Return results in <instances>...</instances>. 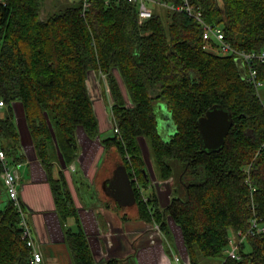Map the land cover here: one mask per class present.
I'll return each instance as SVG.
<instances>
[{"label": "trees", "instance_id": "16d2710c", "mask_svg": "<svg viewBox=\"0 0 264 264\" xmlns=\"http://www.w3.org/2000/svg\"><path fill=\"white\" fill-rule=\"evenodd\" d=\"M161 1L175 6L182 2ZM45 2L0 4V100L7 108L0 117V146L6 156L19 161L15 103L22 106L36 156L47 170L55 146L65 163L63 148L72 157L77 129L96 137L86 80L89 72L98 71L107 80L118 130L104 146L114 147L125 166L141 219L157 224L165 237L168 217L181 231L189 264L221 257L220 264H264V234L247 238L238 260L225 254L229 238L248 226L247 178L264 224V108L239 74L237 60L203 50L201 27L184 13L158 4L151 18L139 24L137 6L125 0H88L84 17L82 0H72L42 20ZM190 4L207 24L221 27L233 48L264 50V0ZM254 69L264 98V63L257 62ZM160 102L175 126L168 140L157 132L155 105ZM214 107L230 114L232 127L220 150L202 151L197 120ZM139 139L147 142L160 181L172 178L170 160L191 172L201 166L203 181L184 185V197L171 198L161 210L154 198L144 201L140 189L148 178ZM52 189L61 217L73 216L69 193L58 182ZM19 220L10 201L0 209V264H31ZM65 243L73 264H95L81 231L67 230ZM103 264L120 263L110 259Z\"/></svg>", "mask_w": 264, "mask_h": 264}, {"label": "crops", "instance_id": "0c3cea01", "mask_svg": "<svg viewBox=\"0 0 264 264\" xmlns=\"http://www.w3.org/2000/svg\"><path fill=\"white\" fill-rule=\"evenodd\" d=\"M237 68L244 77L247 71L241 61H237ZM86 84L97 120V136L89 138L81 128L77 129L72 157H69L70 150L63 148L65 163L55 146V158L48 170L36 156L22 106L12 105L20 138L19 161H16L21 164L16 170L19 199L31 238L40 246L43 264H73L65 243L67 230H79L84 234L95 264L110 259H116L120 264H186L188 255L181 231L168 217H165V237L162 240L157 237V242L151 244L149 235L153 224L141 219L135 204L123 207L113 199L114 189L110 184L115 181V169L122 165L116 149L104 146V141L113 132V100L107 80L100 72H89ZM4 112L7 113V108ZM170 128L165 129L169 133L167 137L171 136ZM140 140L138 145L148 178L143 190L150 191L148 197L154 198L161 210L173 198L170 186L169 190L165 187L174 180L160 181L149 146L144 140L147 160ZM53 182L61 184L69 193L73 216L63 218L59 214L52 192ZM0 196H5L8 204L1 178Z\"/></svg>", "mask_w": 264, "mask_h": 264}, {"label": "built area", "instance_id": "2783aa9c", "mask_svg": "<svg viewBox=\"0 0 264 264\" xmlns=\"http://www.w3.org/2000/svg\"><path fill=\"white\" fill-rule=\"evenodd\" d=\"M107 4L111 1H119V0H104ZM127 3L134 4L137 6V15L138 22L141 24L142 22L148 20L152 16V9L147 6V3L158 4L162 7L168 8L170 10H174L177 12H182L188 17L192 18L202 29V43L203 50L207 52H216L215 54L220 56H232L235 60L241 61L244 65L247 73L243 77L249 84L254 88L255 94L264 108V98L262 96V88L263 82L257 80L256 71L254 69V65L257 62L264 63V50L256 52V51H244L233 48L226 40L224 33L219 26H213L207 24L202 16V13L195 9L191 4L190 0H182L181 4L175 6L171 4L163 3L161 0H125ZM4 0H0V4H3ZM82 11L81 15L84 17L85 11L89 7L88 0H82ZM6 108L5 103L0 100V117L4 114V109ZM113 132L118 133L117 127L113 125ZM21 164L13 161L8 158L5 152L2 150L0 146V178L5 187L6 194L9 198V201L15 207L18 215H19V228L21 229V239L25 242L26 246L31 251V264H43V256L40 251L39 244L35 243L30 234V229L28 227L25 215L22 211V205L19 199V190H18V176L16 170L20 167ZM135 183V179H132ZM246 183L249 185L250 189V203H249V211L250 218L248 221V226L245 230L238 231L235 235L229 238L228 248L225 251L226 258L232 260H238L239 256V248L240 245L243 244L247 238L256 237L264 234V224L261 222L259 217L257 216V206L254 201L253 193L255 192V188L249 181V178L246 179ZM136 186L138 187L137 183ZM141 194V189H140ZM144 199V198H143ZM146 201V199H144ZM152 228V236H157L158 238H164L162 231L160 230L157 224H153ZM154 242V241H153ZM175 261L178 262L179 259L175 258ZM186 264H189V260L187 259Z\"/></svg>", "mask_w": 264, "mask_h": 264}, {"label": "water", "instance_id": "95a60500", "mask_svg": "<svg viewBox=\"0 0 264 264\" xmlns=\"http://www.w3.org/2000/svg\"><path fill=\"white\" fill-rule=\"evenodd\" d=\"M166 125L171 126L170 134L175 132L170 115L165 119ZM232 127L230 114L220 108L214 107L197 120L198 138L202 151H218L224 143L225 138ZM115 181L110 185L113 187V199L123 207L135 204V193L125 166L119 165L114 171Z\"/></svg>", "mask_w": 264, "mask_h": 264}, {"label": "rangeland", "instance_id": "374dc122", "mask_svg": "<svg viewBox=\"0 0 264 264\" xmlns=\"http://www.w3.org/2000/svg\"><path fill=\"white\" fill-rule=\"evenodd\" d=\"M70 1H72V0H46L45 5H44L43 9L41 10L40 18L42 20H44L45 17L49 13L56 11L59 8V6L63 7V6L69 5ZM155 5H157V4H153L150 2L147 3V6L150 9L157 8V7H155ZM213 53L215 54L216 52H213ZM155 111H156V115H157V132L163 140H168L170 138V137H167V135L169 133H167L165 130L167 127V125L165 123V119L168 116V114H167L168 112H167L165 104L163 102L156 104L155 105ZM140 143L142 145L144 155L148 160V150L145 146L144 139H141ZM62 147H63V145H62ZM149 164H150V162H149ZM169 164L172 168V179L171 180H174V181H173V183H171V185H169L170 183L167 184L165 188H166V190H169V186H170V188L172 190V197L183 198L184 197V190H183L184 185L201 183L203 181L204 169L201 166L197 167L195 172H191L189 169L186 170L183 165L179 164L178 162H176L174 160H170ZM149 192L150 191H148L147 189L145 190V192L142 189V194H141L142 198L147 199ZM5 198H6L5 196H0V209H3L4 206L7 204V201ZM149 237H150V243L151 244H155L157 242V240H156L157 236H152V229H151ZM161 240H162V238H161ZM244 251L245 252L249 251L248 246L245 247ZM222 260H223L222 257L221 258H215V259L201 258L199 264H220V262Z\"/></svg>", "mask_w": 264, "mask_h": 264}]
</instances>
